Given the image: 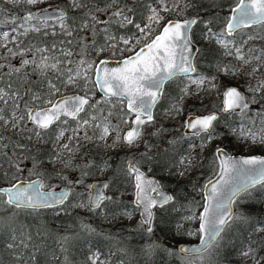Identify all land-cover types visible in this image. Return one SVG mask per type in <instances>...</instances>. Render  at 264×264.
<instances>
[{
	"label": "snow or ice",
	"instance_id": "snow-or-ice-1",
	"mask_svg": "<svg viewBox=\"0 0 264 264\" xmlns=\"http://www.w3.org/2000/svg\"><path fill=\"white\" fill-rule=\"evenodd\" d=\"M15 4H25L28 6H36L41 3V0H11ZM156 7L147 6L149 15L147 16L148 23L143 26L135 23L133 15L139 6L137 0H132L131 5L124 3L121 6L120 0H110L106 3L105 8L89 9L85 12L82 19L85 21L80 27L82 30L88 28L93 29V36L97 33L95 31V24L99 23V19L95 13L105 12L109 9H115L111 12V22L118 24L121 28L127 25H135V28L140 34V38L136 39V43L143 44L139 50L134 51V54L127 55L118 61L117 67H108L109 60L107 58L99 59L97 61H89L83 58L84 52L89 45L84 44L81 49V59L75 64V67L60 68L64 64H72L73 61L69 58L73 57L71 50H61L60 58H50L47 55H42L40 62L36 63V53H46L49 51L45 48H36L33 52V60L22 59L21 67L33 64L36 71L42 75L48 73L50 70H58L60 75L67 74V79L62 80L61 83L67 84L77 92L72 95H63L56 97L60 89L52 81H48V98L39 94H33L30 102L26 101L23 105V113L20 116L16 115L15 110L20 108V94L18 91L12 90V85L9 83L7 87H0V104L11 106L12 118L11 123L15 128L22 123L25 118L30 121L36 130L37 135L48 130L58 122L67 125L69 121L76 124L73 129V137L80 132L81 129L91 128L95 132L100 130V138H104L110 133V122L108 117L112 114L103 116V123H97L100 119L99 115H93L89 110L97 109L100 101L91 103V96L89 92L91 89L87 87L89 80L91 84L103 93V103L105 105H112L115 99L121 109L122 115L119 117L124 124L129 125V130L122 135H117L115 143L122 142L129 146L136 143L142 136V126L154 123L153 108L164 94L165 84L172 81L176 77H187L190 83L196 84L197 90L207 82V78L200 76L198 79H193L191 73L196 71L193 60L196 58L199 49L196 48V40L194 39L193 26L203 24L204 28L201 30V38L221 45L225 49L227 55L235 57L236 60L241 61L247 65L252 59H258L264 56V50L260 51L257 56L252 55L253 50H249L248 54L243 52V44L234 39L236 33H241V39L246 36L248 40L258 38L260 32H264V0H223L216 7L220 11H226L223 17V27L219 32L213 30L214 24L221 19L219 12L208 20L194 17L191 19L182 20H168L159 30V33L152 36V25H159L165 17L162 12L177 11V5L169 6L166 0H154ZM179 4V0H177ZM71 8L84 9L87 8L86 0H71ZM193 0H188L187 3L180 6V10L184 8L193 7ZM92 21L90 24L88 20ZM17 19H21L22 23L16 24ZM67 12L56 7L54 9L42 8L37 11H27L22 18L16 16L11 17V23L16 25L11 28V33H17L18 29H23L18 34L27 36L30 32L41 33L47 35V29L50 27L49 22L58 24L61 33L66 37H73L74 29L67 23ZM35 22V23H33ZM105 23H108L106 21ZM259 29L255 35L249 34V30ZM105 33V43L97 47L95 43L91 45L92 51L97 56L102 55L106 50L111 49L112 54L115 51H123L119 49L117 38L111 35L108 28L102 29ZM10 32L5 31L0 33V48L7 47L9 42ZM147 37V41L143 40ZM84 38H81L82 42ZM11 40H17V35H11ZM124 45H129L131 40L121 37L120 41ZM65 43V41H61ZM67 44L73 43L72 39L66 41ZM56 47L55 44L52 46ZM11 55H17L9 49ZM23 55V51L20 53ZM53 59L54 62L49 63ZM5 67L0 63V81L3 79L2 70ZM257 68H253L248 73L249 77H253ZM225 71L233 75H240L238 70L225 68ZM21 68H9V75L12 73H20ZM94 75V79L92 76ZM81 82L84 84V94L80 95ZM209 83L210 89H215L217 85L212 82ZM248 90L253 94H264V79L257 82L256 85H249ZM184 95H190L187 87L183 90ZM222 107L220 111L224 113H236L239 111L242 118L249 110V101L238 87L228 86L224 89ZM264 99V95H262ZM255 103V99L251 101ZM179 103V102H178ZM174 105L172 109L168 110V115L171 116L173 112L179 113L180 108ZM4 108H0V122L8 123L5 119ZM83 114V115H81ZM103 109H101V115ZM259 115V113H258ZM131 118V119H129ZM218 119L215 112L204 116H197L192 119H185L183 127L193 130L192 135L200 137L204 134L208 140L213 137L214 122ZM264 121V118H262ZM115 130V129H113ZM64 128H61L57 133V139L64 135ZM235 133L236 130L233 129ZM239 135L245 140L251 139L253 143H258L264 146V129L259 132L251 129L245 131L243 127L239 131ZM73 137H69L72 139ZM84 139L92 140L94 136H89L87 131L84 132ZM3 136H0V141ZM62 147L68 151L73 149L68 144H63ZM216 159L219 161V172L215 178L209 180L205 185L206 195L204 197L203 211L199 213L201 233V247L184 248L181 247L182 252H191L199 254L210 247L214 241L219 237L220 233L224 231L225 227L233 221L234 216L232 212V204L241 192H247L250 188L257 184L264 186V155H249L233 157L226 153L224 148H216ZM186 158H181V163H184ZM191 163V161H187ZM67 166V164L65 165ZM123 174L126 178L134 183L135 199L133 204L135 207L128 209L127 206H121L113 196L106 195L99 189L96 194H90L89 199L85 203H81L80 207H85L89 211H103L105 209V201L116 204V209H113V215L127 216L131 218L136 211L140 212L139 228L148 232H153V223L155 220L154 209H159L161 212L166 211V205L171 202L174 197L163 193L157 181L149 179L143 172L140 171L136 163L129 161L126 169H123ZM183 175V173H180ZM82 183V181H77ZM21 181L17 180L8 187H0V203L7 204L17 210L26 212L28 214H37L41 210L51 209L57 212L62 211V205L67 200L70 190H63L59 193L52 191H45V185L41 181H31L18 186ZM108 183L103 184V188H109ZM95 185H88L91 190ZM153 193L155 195H153ZM6 198V199H5ZM117 209L119 211L117 212ZM196 216L184 217V219H195ZM239 218V217H238ZM179 228L180 226L177 225ZM260 230V229H257ZM83 231L94 232L93 229L84 226ZM71 237H61L58 240L62 246L67 243ZM31 236L24 231L19 233V239L15 232L9 236L8 249L28 248ZM35 251H39L36 248ZM151 249H149V252ZM253 251V250H250ZM15 255V264H21L22 256ZM243 256H248L249 252L242 253ZM35 254L30 256V260L36 261ZM90 264H106L101 259L100 253H92L88 257ZM23 264H29V260H23ZM259 264V261L256 262Z\"/></svg>",
	"mask_w": 264,
	"mask_h": 264
},
{
	"label": "trees",
	"instance_id": "trees-1",
	"mask_svg": "<svg viewBox=\"0 0 264 264\" xmlns=\"http://www.w3.org/2000/svg\"><path fill=\"white\" fill-rule=\"evenodd\" d=\"M86 2L87 8L73 9L70 3L61 0L60 6L67 12V23L74 29L73 37L64 36L60 27H48L47 35H44L43 32H30L27 36L19 35L18 33L22 30L18 29V32L13 34L17 35L18 47L32 50L40 46L50 50L54 49L52 46L55 44L56 47L61 46L72 50L74 53L72 58L79 60L81 59V49L84 44H87L89 47L84 52L83 58L93 60L95 59V52L92 51L91 45L93 43L97 47L104 45L105 33L102 29L105 27L108 28L111 35L116 37H129L137 33L134 24L121 28L116 23L108 25L100 20L99 23L95 24L97 33L95 36H93L91 27L82 30L80 26L85 22L82 19L85 12L97 7L105 8L106 3L110 0H86ZM184 2L187 3L188 0H184ZM221 2L223 0H193L194 6L184 8L182 12L184 17L194 16L203 20L212 19L219 12L221 19L213 27L215 32H219L223 27V17L227 14L226 11H220L216 7ZM120 3L121 6L124 3L131 5L132 0H120ZM137 3L139 6L133 15V19L135 23L142 25L149 13L147 6L156 7L157 5L154 0H137ZM176 5H180V3H176ZM114 10L109 9L95 14L99 19L111 16V12ZM27 11H33V7L0 0V27L12 28L16 26L11 23V17L22 18ZM20 22L22 20L17 19L16 24ZM88 22L92 23L90 18ZM203 28V24H197L192 29L197 49H199L196 58L193 60L196 67L193 74L209 77L217 74L222 66L233 64L235 58L234 56L227 57L225 49L220 45L202 39L201 30ZM241 35V33H236L234 39L244 45L242 50L245 54H248L249 50H253L252 54L264 50V32L259 35L260 44H255L253 39L248 40L246 36L242 40ZM81 38H84L83 41L78 43ZM68 39L73 40L71 45L66 43ZM61 41H65V43L62 44ZM110 55V52H108L106 56ZM113 57L118 56L114 54ZM5 65L6 67L2 70L3 79L0 81V87H7L11 83L12 90L18 91L22 95V109L24 103L29 101L33 94L48 96L49 87H43V79L33 74L28 66L21 67V63L10 67H7V64ZM12 67L21 68L20 73L9 75V68ZM259 68L264 72V67L260 65ZM49 80L60 89L63 86L61 81L66 80V73L63 76L60 74L50 76ZM185 83V77H176L167 82L164 94L153 109L155 118L153 125L157 130L170 132L167 140L162 141L159 137L155 141L147 140L144 147L134 154V158H137L134 160L138 165L143 169L148 167V171L158 178L161 186L170 189L174 197L165 206L166 211L161 212L159 209H154L155 220L152 233L149 234L140 229L137 221L129 224L124 219L115 218L113 209H116V204L109 201H105L103 211H89L87 209V212L83 213L73 208V203L78 199L82 186H78L73 181H66L64 177L67 186L75 188V190L69 191L67 200L61 206L63 210L58 215L55 214V210L51 209L41 210L37 214H28L7 204L0 203V264H15L14 253L22 256L21 264H23V260H29V264H33L30 260V256L33 254L37 258L34 264H90L88 257L93 252H99L101 259L106 264H242L243 255L241 250L244 247L253 250L250 251L251 255L256 257L264 249V235L255 234L256 228L264 224V206L262 205L264 186L260 184L250 188L247 192L241 193L244 195V200L240 203V216L238 219L230 221L229 225L220 233L218 237L220 240L219 246L214 248L209 257L193 263L189 261L191 257H187L188 260H184L185 257H179L176 244L182 232L176 231L175 228L181 220L182 197L179 191L182 184L177 183L176 178L179 159L190 152L193 136L184 134L182 130L169 125V118L160 119L159 116L177 105L180 92ZM90 89L91 103L100 101L97 109L89 110L91 114L100 116L97 123H103V116L111 112L112 114L108 117L109 122L115 128H119L123 123L119 118L122 115L121 109H117L113 104L105 105L101 99L96 100L100 98V95L91 84V80ZM192 106H194L193 111L200 109L199 106L195 105V102L190 103L188 108ZM203 106L206 110L219 109V96H212L210 100H205ZM249 107L255 108L256 111L264 109V99L259 98L255 103H249ZM0 108L5 109V118L12 112L10 105L0 104ZM101 109H103L102 115ZM217 117V121L214 122L215 131L213 135L222 139L227 149V142L237 133L240 127L243 124H251L246 115L242 118L241 113L238 111L232 114L219 112ZM233 129L236 130L235 133ZM34 131L36 130L33 125L25 127L18 136L14 134L6 135L0 131V136H3V140L0 141V185L13 182V177L28 178L32 169L38 172L45 186L54 181L56 170L50 166L54 155L50 144L53 136L59 131L58 123L40 134V143L37 145L31 143V136ZM89 133L92 136H97L99 130L94 132L91 129ZM201 138H204V134L201 135ZM73 150L79 151V155L76 157L78 159L73 164L76 169V177H79V179L90 178L96 175L103 165L108 164L110 170L106 174V179L110 186L107 188V195L113 196L121 206H127L131 209L135 207L132 203V181L126 178L122 171L126 169V162L133 160L131 153L123 149L103 155V152L93 143H87L84 146L76 145ZM20 154H23L21 160L17 159ZM201 154V161L196 166V171L200 178H205L212 172L215 161L212 150L205 153L201 151ZM11 160L15 163L18 162L20 168L15 169L10 166L5 168L7 162ZM58 173L65 174L60 171ZM196 197L198 201L192 202V205L198 210L202 202L201 190L196 193ZM106 218L109 221H106ZM191 224L197 227V219H194ZM84 226L93 229L94 232L83 231ZM13 229L18 239L21 231L31 236L28 248L11 250L7 248V244L10 242L9 236L12 234ZM65 236L71 237V239L62 246L58 243V240ZM36 248H39V251H35ZM149 249H151L150 252ZM147 252L150 255H146ZM259 264H264V261H259Z\"/></svg>",
	"mask_w": 264,
	"mask_h": 264
},
{
	"label": "rangeland",
	"instance_id": "rangeland-1",
	"mask_svg": "<svg viewBox=\"0 0 264 264\" xmlns=\"http://www.w3.org/2000/svg\"><path fill=\"white\" fill-rule=\"evenodd\" d=\"M5 1L11 2V0H5ZM63 1L67 2V3H71V0H63ZM60 3H61V0H41L40 4H38L36 6H32V7H33V11H36V10L42 9V8H50L53 6H60ZM166 3L169 6L176 5L177 0H166ZM179 3H180V5L177 6V11H170L167 13H164V12L161 13L165 17V19L159 25H152V30L150 33L152 36L158 32L161 25L167 19H169V18H183L184 17L183 12L180 10V6H182L185 2H184V0H179ZM148 15H149V13H148ZM147 16L145 18L144 24L148 23ZM111 19H112L111 16H105V17L99 18L100 21H103V22L108 21V23H106L108 25L109 24H115L114 22H111ZM20 23H22V22H20ZM20 23H18V24H20ZM33 23H35V22H33ZM144 24H142V26ZM50 25H51L50 27H59V25L55 24L54 22H52ZM20 30H23V29H20ZM5 31L10 32V37H9V42L7 44V47L0 48V63H3L4 65L7 64V67H10L13 65L16 66L15 64H17V65L20 64L22 59L33 60L34 59L33 52L35 51L36 48H34L32 50H28V49L18 47V42L16 40L15 41L11 40V35L14 34V33L11 34V28L0 27V33H3ZM256 32H259V29L249 30V34H252V35H255ZM260 33H262V32H260ZM259 37L253 39L255 44H260L261 39ZM116 38H117L119 49H123V51H119V50L115 51V54L118 57L127 55L128 53L134 51L138 46L142 45V43L139 45L136 43V39L140 38V34H139L138 30L134 36L124 37V38H128L131 40V43L127 46L124 45L122 42H119L121 37H116ZM142 39L147 41V37H143ZM205 41H207V40H205ZM0 43H4V41L0 40ZM37 48H44V47L39 46ZM9 49H11L13 52H16L17 55H15V56L11 55L9 52ZM61 50H70V49L58 46V47H55L54 49H50L46 53H36L35 61H36V63H39L42 55H47L50 58H53V57L54 58H60ZM21 51H23V55L20 54ZM108 52H110V54H111L110 56H106L108 54ZM259 53L260 52H256L252 55L257 56ZM94 57H95V59H98L99 57H113L112 50L108 49L100 56H97L95 53ZM227 57H230V55H227ZM69 59H71L73 61V63L61 65L60 68H64V67L74 68L75 64L77 62H79V60H80V59L76 60L72 57ZM95 59L89 60V61H96ZM52 62H54V60L50 59L49 63H52ZM258 65H261L262 67H264V56H261L258 59H252L249 62V64H247V65H245L241 61H238L235 59L233 64L222 66L221 69L217 72V74H215L213 76L206 77L207 82L204 85H202L199 90H197L196 84L190 83L188 81L187 77H185L186 78V84L184 85L182 90L185 87H187L188 91L191 94L190 95H184L183 91L181 90L180 95H179V103H178V107L180 108L179 113L174 112L171 116H169L168 112H164L159 116V118L160 119L169 118V125H173V127L175 129L182 130L185 115L187 113L193 112L194 106H192L191 108H188V105L190 103L195 102V105L199 106V108H200L199 110L196 109V111H194V112H197V113L206 112L205 111L206 109L203 106L204 101L207 99L210 100L212 98V96L213 97L219 96V99H220L221 92L224 90V88L226 86L231 85V84L237 85L242 90L245 97L248 99L249 103H251V101L253 99H255V102L258 101L259 98H262V95H264V94H259V93L253 94L252 92H250L248 90L249 85H256L258 81L263 79L264 72L260 68H258V70L256 71V73L254 74L253 77H249V75H248V73L251 72L253 68H257ZM27 66L32 70L33 74H36L37 76H39L40 79H43V87H48V81H50L49 80L50 76L60 74L59 69H58V70H50L48 73L42 75L39 71L35 70V67L33 64H29ZM5 67H6V65H5ZM225 68L238 70L240 72V75H233V74L229 73L228 71H225L224 70ZM191 76L193 79H198L200 76H203V75L191 73ZM203 77H205V76H203ZM66 79H67V74H66ZM208 82L215 83L217 85V87L215 89H210ZM87 87L90 89V80L88 82ZM72 91H77V89H74L73 87H71L67 84H63V86L60 88V91L57 94V96L60 94H64V93H70ZM79 92L84 94L83 82H81V89L79 90ZM89 95L91 96V91L89 92ZM20 97H21L20 105L22 106V104H21L22 95H20ZM45 98H48V96H46ZM100 99L103 101L102 96H100V98H97L96 100H100ZM28 102H30V106H31V97H30V100ZM113 105H115L117 107V109H120V107L117 104L115 99L113 100ZM15 112H16L17 116L24 114L22 112V107L16 109ZM258 113H259V115H258ZM11 118H12V112L9 114V116L7 118H5L6 120L9 121L8 123H4V122L0 123L1 133L6 134V135L14 134L15 136H18L19 133L22 132L25 127L27 128V127H29V125H33L31 122L27 121V118H25V120L22 123L18 124L14 128L12 126V123L10 122ZM246 118L250 120L251 124H248V125L243 124L240 127V129L243 127V129L245 131L251 129V130L257 131V132H259L261 129H264V121H262V118H264V109H260V110L256 111L255 108L249 107V110L247 111V114H246ZM110 125H111V128H110V133L108 136L101 139L100 138L101 132L99 130L98 135L94 136V139L86 140V139H84V132L87 131L88 135L92 136L89 133V130H91V128L81 129L80 132L73 137V129L76 128V124L74 122H69L67 125H63V124H60L58 122L59 130L61 128L65 129L64 135L59 137V139H57V134H55L53 136L51 144H50V147L54 152L50 166H51V168H54L56 170V177H55L53 182L49 183L48 186H45V189L58 188L61 184L67 185L63 179L64 177H65L66 181H70V182L73 181L78 186H82V190L80 191L78 199H76L75 202L73 203V208L78 209L79 211H81L83 213L87 212V208L80 207L79 205L81 203H85L88 201V194H89L88 185L90 184V182L93 178H105L106 179V174L110 170L109 165L108 164L103 165L99 169L98 173L96 175L90 177V178L79 179V177H76V169L73 167V164L78 159L76 157L79 155V151L78 150L68 151L67 149H64L62 147L63 144H68L73 149V147L76 145H83L84 146L87 143H93L98 149H100L103 152V155L108 154L109 152H118V151L124 149L128 153L132 154V156H133L132 161H134V163H136V165H138L136 160H134V159H137L136 157L134 158V154H135V152L140 151L144 147L147 140L148 141H155V139L157 137H159V138H161L162 141H166L168 135H170L169 131L157 130L152 123V124L142 126V129H141L142 136L133 145L129 146L127 144H123L122 142H118V143L114 144V141H116V139H117V135H122L123 131L129 125L122 123L119 126V128H115L111 122H110ZM113 129H115V130H113ZM240 129L227 142L228 150L230 152L242 153V154H250V153H263L264 154V146H261L258 143H253L251 139L245 140L243 137H241L239 135ZM69 137H73V138L69 139ZM31 143L33 145H37L40 143V135H37L36 131H34L32 136H31ZM224 143L225 142L222 139L216 137L215 135H213L211 140H208L206 137H204L203 139L200 137H194V139L192 140L191 145H190V152L188 153V155L183 157V158H186V161L184 163H181L180 162L181 158L179 159L178 175L176 178V182L182 184V187L179 191L180 195L182 197V200H181L182 213H181V220L179 222L180 227L179 228L176 227L175 229H176V231L182 232V234L178 238V242H180V241H195L197 239V237L199 235L198 228L192 226V224H191L194 219L187 220V219H184V217L192 216L193 214H195V216H196L195 219H198L199 210H200L201 206L197 210L195 207H193L192 202L198 201V198L196 197V193L199 190H201V187H202V184L204 183V181L208 177H210L212 174H214L216 171V168H217L215 157H214V161H215V166L213 167L214 170L210 173L209 176H207L205 178L199 177V175L197 174V171H196V166L201 161V157H202L201 151H202V153H205V152L210 151V150H212V152H213L215 147H217L219 145H224ZM22 158H23V154H20L17 157V159H20V160ZM187 161H191V163H188ZM66 164H67V166H65ZM81 165H83V164L81 163ZM8 166L13 167L15 169L20 168L18 162L15 163L12 160L7 162V165H5V168H7ZM62 167H63V169L61 170ZM147 169H148V167H147ZM59 171L64 172L65 174L58 173ZM17 173H19V172H17ZM180 173H183V175H181ZM35 175H38V172L35 169H32L28 178H31ZM16 179H19V178L13 177L12 181H14ZM25 179H27V178H25ZM77 181H82V183H77ZM69 189H70V191L72 189L75 190V188H71V187H69ZM104 190L107 192V189H104ZM242 200H244V195L240 194L239 196H237L236 200L233 202V208H234L233 209L234 210L233 211V216H234L233 221L238 219V217L240 216V211H241L240 203L242 202ZM262 205L264 206V196H263ZM128 209H131V208H128ZM60 213H61V211L57 212L55 210L56 215H58ZM115 218L124 219L126 221V223H129V224H132L135 221H137L139 223V221H140V218H139L137 211L134 213V215L131 218H129L127 216L122 217L118 214L115 215ZM106 221H109V219L106 218ZM257 229H260V230H257ZM255 234L256 235H264V224L261 226H258L256 228ZM219 243H220V240H219V238H217L216 241H214L213 244L208 249H206L205 251H203L199 254L183 255L179 252H178V254H179V257H185V258H183L184 260H188L187 257H191V259H189V261L191 263L199 262V261L205 260L207 257H209V255L212 253L214 248L216 246H219ZM241 252L242 253L249 252L248 256L242 257V264H255L257 261H264V249H262L257 254L256 257H253L251 255V252L248 249V247L247 248L244 247L241 250ZM93 253H95V252H93ZM90 255H92V253ZM146 255H150V254L147 252Z\"/></svg>",
	"mask_w": 264,
	"mask_h": 264
},
{
	"label": "water",
	"instance_id": "water-1",
	"mask_svg": "<svg viewBox=\"0 0 264 264\" xmlns=\"http://www.w3.org/2000/svg\"><path fill=\"white\" fill-rule=\"evenodd\" d=\"M56 7H59L60 9L64 10V8L61 7V6H53V7H50V9H54V8H56ZM36 11H37V10H36ZM64 11H65V10H64ZM191 18H194V16L183 17V18H169V19H167V20L161 25L160 29L163 28V25H164L165 23H167L168 20L176 21V20L191 19ZM160 29H159V30H160ZM159 30H158V32L155 33L153 36H155L156 34H158V33H159ZM140 47H143V44L140 45V46H138L134 51L139 50ZM196 48H197V45H196ZM134 51L128 53L127 55H132V54H134ZM127 55L120 56V57H99L96 61L98 62L99 59L107 58V59L109 60V64L107 65L108 67H117V66H118V61L121 60V59H123V58H124L125 56H127ZM92 79H94V75L92 76ZM228 86H236V87H238L237 85H234V84H231V85H228ZM228 86H226V87H228ZM226 87H225V88H226ZM94 88H95V87H94ZM238 88H239V87H238ZM95 90L99 93L100 96L103 97V93L100 92V90H99L98 88H95ZM239 90L242 92V90H241L240 88H239ZM223 91H224V90H223ZM223 91L221 92V106H220V108L222 107V101H223V95H222V93H223ZM76 92H77V91H72V92H70V93H64V94H60V95H58V96L72 95V94H74V93H76ZM242 93H243V92H242ZM79 94H80V95H83V93H81V92H79ZM58 96H56V97H54V98H57ZM213 112H215L216 115H217V111H214V110H213V111H207V112H204V113H189V114H187V115L185 116L184 120H185V119H192V118H195V117H197V116L208 115V114L213 113ZM130 119H131V118H130ZM27 121H28V120H27ZM29 122H30V121H29ZM128 130H129V126L123 131V133H126ZM182 132H183V133H186V134H189V133H192L193 130H191V129H186V128H184V127L182 126ZM123 133H122V134H123ZM217 147H222V148H224L223 146H217ZM217 147H216V148H217ZM216 148L214 149L215 159H216V155H217V154H216V151H215ZM224 150L226 151V153H227L228 155L233 156V157H238V156H249V155H264L263 153H250V154L235 153V152H230L229 150H227V149H225V148H224ZM128 162H129V161H128ZM128 162H127V164H128ZM132 162H133V161H132ZM216 162H217V169H216L215 173H214L211 177L207 178V179L204 181V183L202 184V187H201V197H202V202H201V207H200L199 213L203 211L204 197H205V195H206V190L204 189V185H205L209 180L214 179L215 176H216V174L219 172V161L216 159ZM137 167H139L140 171L143 172L147 178L157 181L158 184H159V186H160V189H161V191H162L163 193L172 196V194H171V190L162 187L161 184H160V182H159V180H158V178H157L155 175L151 174V173L148 171V169H143V168L140 167V166H137ZM17 180L21 181V184L18 185V186H23V184L28 183V182H31V181H41V182H42V178H41L39 175H35V176H33V177H31V178H27V179H16V180H14L13 182H11V183H9V184H7V185H0V187H8V186H10L12 183H15ZM105 181H106L105 178H93V179L91 180V182H90L89 185H95L96 187L93 188V189H91V190L88 188V189H89L88 199H89V195H90V194H93V195L96 194V190H97V189H99L100 191H103V192L106 194V192L104 191V189H103V187H102L103 184L105 183ZM132 185H133V189H132V203H133V201H134V199H135V187H134V183H133V182H132ZM44 190H45V191H52V192H54V193H59V192H61V191H63V190H70V189H69V187H68L67 185H65V184H61L58 188H51V189H44ZM241 193H242V192H241ZM241 193H240V194H241ZM153 195H155V194L153 193ZM5 199H6V198H5ZM233 209H234V208H233V204H232V212L234 211ZM137 212H138V215H139V218H140V212H139V211H137ZM198 217H199V215H198ZM197 228H198V231H199V228H200V221H199V218L197 219ZM200 237H201V233L199 232V235H198V237H197V239H196L195 241H180V242H178V243L176 244V249H177V251H178L179 253L183 254V255H194V254L191 253V252H182V251H180V249H181V247H184V248H196V247H201V239H200ZM208 248H209V247H208ZM208 248H207V249H208ZM204 251H205V250H204ZM202 252H203V251H202ZM200 253H201V252H200Z\"/></svg>",
	"mask_w": 264,
	"mask_h": 264
},
{
	"label": "flooded vegetation",
	"instance_id": "flooded-vegetation-1",
	"mask_svg": "<svg viewBox=\"0 0 264 264\" xmlns=\"http://www.w3.org/2000/svg\"><path fill=\"white\" fill-rule=\"evenodd\" d=\"M185 84H186V83H185ZM224 89H225V88H224ZM219 100H220V106H221V95H220V99H219ZM153 109H154V108H153ZM205 111L207 112V111H213V110H205ZM214 111H217V116H218V113H219V112H222V111H220V107H219V109H215ZM191 113H197V112H194V111H193V112H191ZM203 113H204V112H203ZM187 114H189V113H187ZM187 114H186V115H187ZM186 115H185V116H186ZM184 134H186V133H184ZM189 134L192 135V133H189ZM201 135H203V134H201ZM192 136H193V139H194V137H197V136H194V135H192ZM200 138H201V136H200ZM224 145H225V144H224ZM224 145H219V146H223L225 149H227ZM215 148H216V147H215ZM215 148H214V149H215ZM227 150H228V149H227ZM213 155H214V150H213ZM214 157H215V155H214ZM128 161H132V160H128ZM128 161H127V162H128ZM215 161H216V159H215ZM127 162H126V167H127ZM133 162H134V161H133ZM216 165H217V162H216ZM137 166H139V165H137ZM214 166H215V165H214ZM216 169H217V168H216ZM213 170H214V168H213ZM213 170H212V171H213ZM209 175H210V174H209ZM209 175H208V176H209ZM212 175H213V174H212ZM212 175H211V176H212ZM211 176H210V177H211ZM208 178H209V177H208ZM105 180H106V179H105ZM105 183H107V180L105 181ZM162 187H163V186H162ZM132 189H133V185H132ZM104 191H105V190H104ZM105 192H106V191H105ZM106 195H107V192H106ZM248 249H249V248H248ZM249 250H250V249H249ZM255 264H256V263H255Z\"/></svg>",
	"mask_w": 264,
	"mask_h": 264
}]
</instances>
